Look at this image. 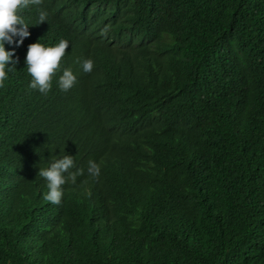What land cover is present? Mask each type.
Here are the masks:
<instances>
[{"label": "trees", "instance_id": "1", "mask_svg": "<svg viewBox=\"0 0 264 264\" xmlns=\"http://www.w3.org/2000/svg\"><path fill=\"white\" fill-rule=\"evenodd\" d=\"M21 14L31 35L5 43L19 63L0 88V264H264V0ZM61 39L51 90L30 88L28 46ZM67 154L84 175L52 204L38 172Z\"/></svg>", "mask_w": 264, "mask_h": 264}, {"label": "clouds", "instance_id": "2", "mask_svg": "<svg viewBox=\"0 0 264 264\" xmlns=\"http://www.w3.org/2000/svg\"><path fill=\"white\" fill-rule=\"evenodd\" d=\"M42 0H0V88L5 86L8 80V73L16 70L19 58L15 51H7L5 43L22 46L24 40L30 37L29 26L22 16L24 9L30 5H40ZM48 13L41 11L39 23L43 24ZM19 37V41L14 40ZM69 42L61 39L55 46L46 47L39 42L30 44L26 55L27 72L32 77L30 88L39 90L47 94L52 87V81L56 73L60 70L62 58L65 56ZM9 65H12L9 67ZM85 73H91L94 68L92 59H85L82 63ZM77 77L71 69H64L59 77V87L63 91L70 90L76 83ZM75 168V158L71 155H64L53 159L46 168H40L38 177H43L47 181L48 191L44 199L52 204H60L63 197V186L71 181L76 182L78 176L84 175L83 169L71 171ZM88 175L99 177L101 168L94 160L88 161Z\"/></svg>", "mask_w": 264, "mask_h": 264}]
</instances>
